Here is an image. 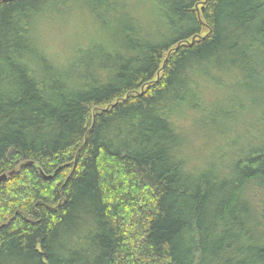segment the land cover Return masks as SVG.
Instances as JSON below:
<instances>
[{"label":"trees","instance_id":"16d2710c","mask_svg":"<svg viewBox=\"0 0 264 264\" xmlns=\"http://www.w3.org/2000/svg\"><path fill=\"white\" fill-rule=\"evenodd\" d=\"M203 2H0V264H264V0Z\"/></svg>","mask_w":264,"mask_h":264},{"label":"clouds","instance_id":"9594fccd","mask_svg":"<svg viewBox=\"0 0 264 264\" xmlns=\"http://www.w3.org/2000/svg\"><path fill=\"white\" fill-rule=\"evenodd\" d=\"M59 7L60 5H56ZM65 19H68L66 16ZM35 28H39V22L38 18L34 22ZM35 35L37 36V39L39 41V32H35ZM97 37L94 36L93 39H96ZM38 46L41 47V50L44 51V54L48 57L49 63L53 65L54 68H56L59 71L67 70L70 65H72L76 59V53L72 48H67L63 51L61 50H55V51H47L44 50L42 47V44L38 42ZM237 132L243 134V129H237ZM251 131V130H250ZM255 133L253 132V135ZM233 133H229V136L231 137ZM191 165H198L199 167H204L205 162L202 160H196L192 159L189 167ZM241 196L242 199L247 200L250 204L255 206L260 201H264V185H261L259 187L256 186L254 182H250L249 184L245 185L244 188L241 190Z\"/></svg>","mask_w":264,"mask_h":264},{"label":"rangeland","instance_id":"374dc122","mask_svg":"<svg viewBox=\"0 0 264 264\" xmlns=\"http://www.w3.org/2000/svg\"><path fill=\"white\" fill-rule=\"evenodd\" d=\"M67 31H68L67 28L60 29V30L57 28H55L54 30L50 29V31L48 30L47 37L52 41L51 45L56 46V48H57L58 47L57 45H59L60 43H62L64 41L63 40L65 38L64 35L67 34ZM58 50H60V49H58ZM253 131H255V130H253ZM239 138H240V140L242 139L241 137H239ZM192 144H193V146H191V147H192V149H195V152L197 155L198 151L200 152V147H199L200 141H198V139L196 141L194 140V142H192ZM191 147H189V149L187 151L188 153L191 152L190 151Z\"/></svg>","mask_w":264,"mask_h":264},{"label":"bare ground","instance_id":"6f19581e","mask_svg":"<svg viewBox=\"0 0 264 264\" xmlns=\"http://www.w3.org/2000/svg\"><path fill=\"white\" fill-rule=\"evenodd\" d=\"M4 1H9V0H3V1H0V2H4ZM204 2L206 3V0H204ZM204 2H203V3H204ZM203 3H202V6L205 4V3H204V4H203ZM196 11H197V13L199 12V10H196ZM11 175H12V174H10L9 176H11ZM2 176H5V175H2ZM2 176H0V178H2ZM6 177H7V176H5V178L1 179L0 182L4 181V180L6 179Z\"/></svg>","mask_w":264,"mask_h":264},{"label":"water","instance_id":"95a60500","mask_svg":"<svg viewBox=\"0 0 264 264\" xmlns=\"http://www.w3.org/2000/svg\"><path fill=\"white\" fill-rule=\"evenodd\" d=\"M0 1H3V0H0ZM204 3H205V2H204ZM204 3H203V4H204ZM202 9H203V7L201 6V10H202ZM3 178H5V176H2V178H0V180L3 179Z\"/></svg>","mask_w":264,"mask_h":264}]
</instances>
